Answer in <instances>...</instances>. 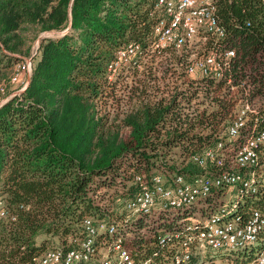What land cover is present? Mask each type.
I'll use <instances>...</instances> for the list:
<instances>
[{"label":"trees","instance_id":"trees-1","mask_svg":"<svg viewBox=\"0 0 264 264\" xmlns=\"http://www.w3.org/2000/svg\"><path fill=\"white\" fill-rule=\"evenodd\" d=\"M155 1L0 0V84L14 65L31 58L26 88L0 106V195L15 218L0 222V264H36L47 238L73 248L85 237L86 219L97 229L95 248L106 240V228L114 227L136 263L204 264L223 256L250 264L264 249L263 229L247 253L208 249L177 263L182 253L174 236L198 221L194 207L129 215L117 202L134 195V175L202 174L192 157L225 140L242 89L264 104V0H216L224 46L234 51L235 92L223 80L186 78L180 55L148 51L158 21ZM42 34L51 35L31 57L30 44ZM129 43L140 44L141 55L122 71L134 86L124 85L132 104L118 112L124 75L109 81L107 67ZM157 57L171 65L165 74L174 90L167 99L159 98L152 73ZM260 112L263 129L264 105ZM241 141L242 135L229 145L236 150ZM263 155L251 168L257 174ZM257 177L256 191L235 207L225 202V190L216 189L200 213L221 210L242 223L253 211L264 216V170Z\"/></svg>","mask_w":264,"mask_h":264},{"label":"built area","instance_id":"built-area-1","mask_svg":"<svg viewBox=\"0 0 264 264\" xmlns=\"http://www.w3.org/2000/svg\"><path fill=\"white\" fill-rule=\"evenodd\" d=\"M154 11L158 14V21L152 29V41L148 47L150 53L173 52L182 57L186 78L194 81L223 80L229 91L238 90L231 79L234 51L224 46L225 32L216 15V0H156ZM198 45L204 49L201 53L193 51ZM140 55L141 46L138 43H129L120 49L107 67L108 80L116 81L120 74H126L122 73L123 69ZM30 73V60L17 65L8 82L0 84V106L26 88ZM22 74L24 78L20 80ZM15 83H20L21 87L12 95H7V84ZM173 90L170 92L173 93ZM163 97L169 98L167 95ZM238 98L232 121L225 131V140L192 157V163L203 173L191 178L174 175L171 179L161 173L149 177L134 175V195L127 200H117L118 203L123 202L129 215L195 208L216 189L231 193L234 196L231 203L235 207L243 197L256 191L258 174L251 168L259 164L264 152V128L259 127L262 114L257 100L250 99L248 89H242ZM176 101L183 103L182 96H178ZM241 135L242 141L234 150L229 143ZM14 219L6 200L0 195V222ZM83 227L85 237L74 241L73 248L49 249L35 260L36 264H149L148 261H134L116 228L107 227L106 240L95 248L97 229L89 219L84 220ZM263 229L264 216L258 211H253L249 219L242 223L239 218H230L224 211L213 210L175 234L182 253L175 258V262H184L190 255L208 249L247 253L257 247ZM99 230H105V227L101 226ZM250 264H264V249Z\"/></svg>","mask_w":264,"mask_h":264},{"label":"rangeland","instance_id":"rangeland-1","mask_svg":"<svg viewBox=\"0 0 264 264\" xmlns=\"http://www.w3.org/2000/svg\"><path fill=\"white\" fill-rule=\"evenodd\" d=\"M50 35L51 34H42V35H39V37H41V39H42V38L50 36ZM39 37L35 38L30 44L31 53H32L31 57L34 55V53L37 49ZM202 50H204V49L202 48V46H199V45H198V47L193 49V51H196V52L198 51L200 53ZM155 59H156L155 63L153 64L155 71H153L152 73H156V78L158 79L157 86L161 88L158 95L164 96V95H166V92L169 93V91H171V88L174 87V86H169V85H172L174 83V80H170L169 76L167 77V75L165 74V70L169 69L171 67V65L166 67L164 65V63L159 62L158 57ZM28 60L31 61V58H25V61H28ZM144 63H146V62L144 61ZM16 68H17V65H14L12 67V69L9 71V74L7 75L8 78H10L13 75V73L15 74ZM142 69L143 68H141L139 70L140 73H141ZM8 78H5V83L8 82V80H7ZM144 78H145V75L142 74V75H139L136 80H139V79L143 80ZM132 80H134V79H132V77H128L127 74H124V77L122 78V84H120V87L118 88V90L116 92V97H117V99H119V103H117L116 105H118V106H115L114 108H116V109L119 108L118 112H121L122 109H125L127 107V104L128 105L130 103L132 104V101L130 100V98H131L130 95L132 92L129 95V92H126L124 89V85L128 87L127 89L134 86V81H132ZM182 80L183 79L180 80L179 85H181ZM9 87H10V90L8 93L10 94V93L18 90L21 87V85H20V83L7 84V89H9ZM9 94H7V95H9ZM111 103L112 102H107V110L112 111V107L110 106ZM256 104H257V107L259 110H261L263 105H264L261 101H257ZM263 154H264V152H263ZM263 170H264V167H261V169L259 170V173L261 174V171H263ZM233 197L234 196H231V193H226V195L224 196L225 202H227L229 200L232 201ZM194 209H195V211H194L195 216L198 219H202V218H204V216L206 217V215L200 213V205L199 204H197ZM173 212H177V210L170 211V213H173ZM47 239H49V242H47V244H46L47 250L59 246V241L57 238H47ZM206 252H207V250L204 251V253H206ZM236 261H238V260L234 259L233 257L226 259V257H223V256H216L213 258V260L211 262H206L204 264H209V263L210 264L211 263L212 264H236Z\"/></svg>","mask_w":264,"mask_h":264},{"label":"water","instance_id":"water-1","mask_svg":"<svg viewBox=\"0 0 264 264\" xmlns=\"http://www.w3.org/2000/svg\"><path fill=\"white\" fill-rule=\"evenodd\" d=\"M52 34V33H51ZM41 40V37H39V40H38V44H39V41Z\"/></svg>","mask_w":264,"mask_h":264}]
</instances>
